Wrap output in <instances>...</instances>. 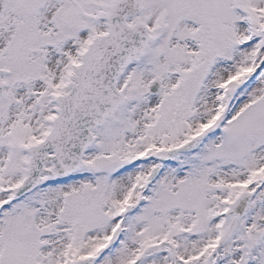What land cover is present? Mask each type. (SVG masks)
<instances>
[{
	"label": "snow or ice",
	"instance_id": "snow-or-ice-1",
	"mask_svg": "<svg viewBox=\"0 0 264 264\" xmlns=\"http://www.w3.org/2000/svg\"><path fill=\"white\" fill-rule=\"evenodd\" d=\"M0 264H264V0H0Z\"/></svg>",
	"mask_w": 264,
	"mask_h": 264
}]
</instances>
